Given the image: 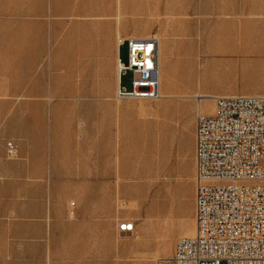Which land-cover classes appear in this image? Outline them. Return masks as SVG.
I'll use <instances>...</instances> for the list:
<instances>
[{"label": "rangeland", "instance_id": "1", "mask_svg": "<svg viewBox=\"0 0 264 264\" xmlns=\"http://www.w3.org/2000/svg\"><path fill=\"white\" fill-rule=\"evenodd\" d=\"M151 36L162 97L116 100V40ZM198 93L264 96V0H0V264L169 257L195 227Z\"/></svg>", "mask_w": 264, "mask_h": 264}, {"label": "built area", "instance_id": "2", "mask_svg": "<svg viewBox=\"0 0 264 264\" xmlns=\"http://www.w3.org/2000/svg\"><path fill=\"white\" fill-rule=\"evenodd\" d=\"M158 59L156 36L118 39L114 98L160 99ZM194 223L193 236L179 237L155 264H264V96H218L212 115L196 113ZM117 229L131 235L134 224L123 220Z\"/></svg>", "mask_w": 264, "mask_h": 264}, {"label": "bare ground", "instance_id": "3", "mask_svg": "<svg viewBox=\"0 0 264 264\" xmlns=\"http://www.w3.org/2000/svg\"><path fill=\"white\" fill-rule=\"evenodd\" d=\"M130 38H135V37H130ZM143 38H148V37H143ZM156 38L158 39V41H159V49H160V39H159V37H157L156 36ZM118 39H120V38H118ZM118 39L116 40V44H117V41H118ZM137 39H139V38H137ZM159 63H160V53H159V59H158V65H159ZM159 72H160V65H159ZM161 75V74H160ZM115 83H116V86H117V83H118V72H117V69H116V76H115ZM162 97V96H161ZM166 97V96H165ZM193 97H195V98H197V102H198V106H197V112H199V113H202V114H206V113H204V112H202V110L200 109V101L201 100H205V99H208V98H211V100H212V103H213V105H212V110H211V112L209 113V114H206V115H212L213 113H214V100H215V98H217L218 96H208V95H206V94H200V93H198V94H195ZM213 182H215L216 183V181H213ZM195 224V223H194ZM194 230H195V227H194ZM126 234H129V233H121V235H126ZM193 234H194V231H193V233H192V235H189V236H181V237H191V236H193Z\"/></svg>", "mask_w": 264, "mask_h": 264}, {"label": "crops", "instance_id": "4", "mask_svg": "<svg viewBox=\"0 0 264 264\" xmlns=\"http://www.w3.org/2000/svg\"><path fill=\"white\" fill-rule=\"evenodd\" d=\"M159 53H160V51H159Z\"/></svg>", "mask_w": 264, "mask_h": 264}]
</instances>
